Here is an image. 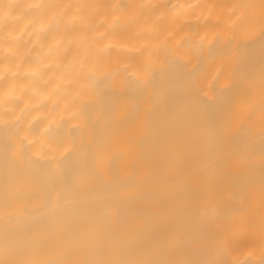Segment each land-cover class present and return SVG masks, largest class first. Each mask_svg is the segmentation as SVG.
I'll use <instances>...</instances> for the list:
<instances>
[{"label":"bare ground","instance_id":"bare-ground-1","mask_svg":"<svg viewBox=\"0 0 264 264\" xmlns=\"http://www.w3.org/2000/svg\"><path fill=\"white\" fill-rule=\"evenodd\" d=\"M32 2L0 24V264H264V0Z\"/></svg>","mask_w":264,"mask_h":264},{"label":"clouds","instance_id":"clouds-1","mask_svg":"<svg viewBox=\"0 0 264 264\" xmlns=\"http://www.w3.org/2000/svg\"><path fill=\"white\" fill-rule=\"evenodd\" d=\"M17 3H18V0H7V2H5V0H0V24H2L4 21L19 19L23 13H26L30 11L31 9L38 6L36 3L32 2V0H23L20 12L14 15L12 12V9L14 5ZM47 99H48V96H43L41 98V101L37 103L36 105H33V107H39L40 104H42ZM53 103H56V102L54 101ZM63 107H68V104L62 105V108ZM40 115H43V114H40ZM39 118L40 116L38 115L35 119H39ZM55 122H56L55 120H50L49 126ZM42 131H47V127H45Z\"/></svg>","mask_w":264,"mask_h":264}]
</instances>
